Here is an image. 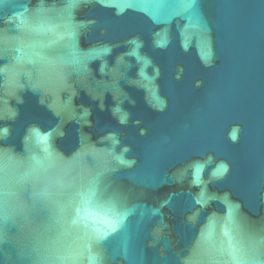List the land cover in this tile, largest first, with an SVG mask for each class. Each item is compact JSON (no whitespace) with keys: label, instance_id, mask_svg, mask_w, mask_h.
Here are the masks:
<instances>
[{"label":"water","instance_id":"water-1","mask_svg":"<svg viewBox=\"0 0 264 264\" xmlns=\"http://www.w3.org/2000/svg\"><path fill=\"white\" fill-rule=\"evenodd\" d=\"M0 264H264V0H0Z\"/></svg>","mask_w":264,"mask_h":264},{"label":"snow or ice","instance_id":"snow-or-ice-1","mask_svg":"<svg viewBox=\"0 0 264 264\" xmlns=\"http://www.w3.org/2000/svg\"><path fill=\"white\" fill-rule=\"evenodd\" d=\"M234 138H235V137H234ZM228 243H229V246H230V247H233V248H234L233 240H232L231 238L229 239ZM234 258H235V257H234Z\"/></svg>","mask_w":264,"mask_h":264}]
</instances>
